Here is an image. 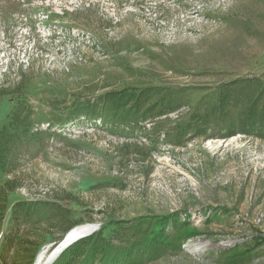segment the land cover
<instances>
[{
  "label": "rangeland",
  "instance_id": "rangeland-1",
  "mask_svg": "<svg viewBox=\"0 0 264 264\" xmlns=\"http://www.w3.org/2000/svg\"><path fill=\"white\" fill-rule=\"evenodd\" d=\"M262 74L264 0H0V264H45L84 224L145 247L161 221L133 264H264V140L176 128ZM126 87L177 109L114 124L98 98Z\"/></svg>",
  "mask_w": 264,
  "mask_h": 264
},
{
  "label": "trees",
  "instance_id": "trees-1",
  "mask_svg": "<svg viewBox=\"0 0 264 264\" xmlns=\"http://www.w3.org/2000/svg\"><path fill=\"white\" fill-rule=\"evenodd\" d=\"M153 90V88L126 87L118 91H109L100 96L98 101L104 110L111 111L109 118L114 124L121 125H136L147 119L158 118L176 111L177 108L174 107H171L168 112L161 109L155 111L158 101L152 103L148 101ZM177 122L183 124V126L176 127L179 128L177 132L180 134L192 130V136H197L200 131L208 127L213 128L215 123H224L225 137L242 133L264 140V74L237 78L221 84L217 92V102L208 105L202 111L191 112L185 121L181 117ZM10 126L8 122L0 128V143L3 138L10 137L7 133ZM165 220H170V217ZM161 222L158 223L160 228L152 237L150 245L146 244L145 247L128 245V247L118 249L105 242L102 228L67 247L56 258L57 264H66L69 257L75 262H82L81 264H93L97 261L100 264L123 262L133 264L137 260L142 261L145 256H151L167 246L166 241L163 240L166 233Z\"/></svg>",
  "mask_w": 264,
  "mask_h": 264
},
{
  "label": "bare ground",
  "instance_id": "bare-ground-1",
  "mask_svg": "<svg viewBox=\"0 0 264 264\" xmlns=\"http://www.w3.org/2000/svg\"><path fill=\"white\" fill-rule=\"evenodd\" d=\"M93 226H89L88 224H84V225H77L73 228H71L65 235L64 237L66 236V240L68 239H72L74 236L78 235V234H81V233H84V232H87V231H90L92 229ZM63 237V238H64ZM62 238V239H63ZM62 239L59 241V244L61 245V241ZM59 244H57L53 250V252H55L58 248H59ZM204 249V246L203 245H194L192 247V251H197V252H201L202 250ZM53 252H51V254L48 256L45 264H47L50 256L53 254ZM42 260H43V256L40 255L36 261L35 264H41L42 263ZM43 264V263H42Z\"/></svg>",
  "mask_w": 264,
  "mask_h": 264
},
{
  "label": "water",
  "instance_id": "water-1",
  "mask_svg": "<svg viewBox=\"0 0 264 264\" xmlns=\"http://www.w3.org/2000/svg\"><path fill=\"white\" fill-rule=\"evenodd\" d=\"M94 231V228L92 227V229L90 231L78 234L76 236H74L72 239H68L66 240V236L62 239L61 241V245L59 246V248L53 252V254L50 256L49 261L47 262V264H51V261L56 258L58 255H60V253H62V251H64L67 247H69L70 245H72L74 242L78 241L81 238H84L88 235H90L92 232Z\"/></svg>",
  "mask_w": 264,
  "mask_h": 264
}]
</instances>
